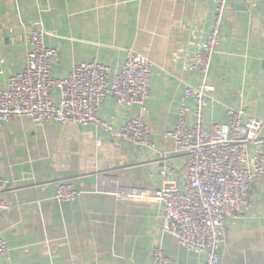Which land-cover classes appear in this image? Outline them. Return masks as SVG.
Segmentation results:
<instances>
[{
    "label": "crops",
    "instance_id": "crops-1",
    "mask_svg": "<svg viewBox=\"0 0 264 264\" xmlns=\"http://www.w3.org/2000/svg\"><path fill=\"white\" fill-rule=\"evenodd\" d=\"M212 11L213 0H0V89L23 70L37 20L45 45L58 51L55 79L93 60L116 73L134 50L152 63L144 122L153 144L132 147L94 125L22 118L1 125L0 178L8 192L1 198L0 237L8 255L0 264H152L154 248L175 264H205L204 255L163 232L158 203L118 201L94 190L98 173L116 176L124 187L182 186L185 159L164 135L175 126L184 86H200L190 63L207 38ZM221 35L208 74L213 91L204 130L223 123L228 107L264 124V0H228ZM51 98L58 103L60 92ZM137 113L107 98L97 116L119 132ZM259 135L264 138V125ZM61 180L82 193L76 202L55 201L53 183ZM249 199L252 208L241 219L225 220L219 264H264V177Z\"/></svg>",
    "mask_w": 264,
    "mask_h": 264
},
{
    "label": "built area",
    "instance_id": "built-area-1",
    "mask_svg": "<svg viewBox=\"0 0 264 264\" xmlns=\"http://www.w3.org/2000/svg\"><path fill=\"white\" fill-rule=\"evenodd\" d=\"M227 4L228 0H213L207 38L196 48L190 63L200 77V86H184L175 126L164 135L173 141L175 150L185 159L182 186L166 182L159 189L124 187L114 175H95V194L118 201L158 203L163 232L183 249L204 255L205 264H219L225 220L241 219L251 210L249 190L264 177V138L259 135L263 122L247 115L243 108L228 107L223 123L212 124L209 130H204L205 110L213 91L208 74L222 42ZM44 38L42 21L33 22L24 68L8 78L5 89H0V126L17 118L36 123L94 125L107 129L129 146L152 149L149 129L144 122L150 96L151 61L128 50L116 73L93 60L74 65L68 77L55 79L51 69L58 51L48 48ZM56 90L60 92L58 103L51 98ZM107 98H112L116 106L138 109L137 115L119 132L98 119ZM100 144L99 140L95 141L96 146ZM53 184L58 204L74 203L82 194L69 180ZM7 192V181L0 178V208H4L1 198ZM7 255V244L0 237V258ZM151 262L175 264L160 248L152 250Z\"/></svg>",
    "mask_w": 264,
    "mask_h": 264
}]
</instances>
